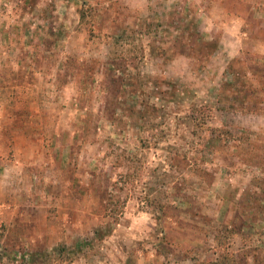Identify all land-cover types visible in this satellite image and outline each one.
<instances>
[{
	"label": "rangeland",
	"instance_id": "1",
	"mask_svg": "<svg viewBox=\"0 0 264 264\" xmlns=\"http://www.w3.org/2000/svg\"><path fill=\"white\" fill-rule=\"evenodd\" d=\"M196 28L203 59L154 55ZM236 58L259 87L264 0H0V264H264V112L217 102Z\"/></svg>",
	"mask_w": 264,
	"mask_h": 264
},
{
	"label": "trees",
	"instance_id": "2",
	"mask_svg": "<svg viewBox=\"0 0 264 264\" xmlns=\"http://www.w3.org/2000/svg\"><path fill=\"white\" fill-rule=\"evenodd\" d=\"M86 5V3H84ZM81 21H85L87 17V11L85 6L80 9ZM172 46L167 50L161 45L154 47V55L158 57L176 56L178 54H186L193 58L203 59L207 56L208 51L212 49L214 41L210 39L207 33L201 31L199 28L189 35L186 32H174ZM119 38H117L118 40ZM198 47H200L198 49ZM211 54V53H210ZM199 55V56H197ZM235 63H241L242 67H236ZM251 68V69H250ZM248 67L244 61L240 58L232 60L228 65V71L231 73L232 78L229 81L224 82L222 88H220L219 100L217 102L225 101V105L229 108H234L238 112H264V81L262 80L258 87L255 83V67ZM174 85L171 84V90L174 89ZM177 94V91H174ZM207 100H195L190 103L187 112L189 121L192 122L194 128L198 130H207L210 132L209 140H216L219 142H241L245 138L248 141V137L242 134L236 133L234 130L224 126H212L210 120L214 118V105ZM216 102V103H217ZM159 104H162L161 102ZM221 110V106H219Z\"/></svg>",
	"mask_w": 264,
	"mask_h": 264
}]
</instances>
